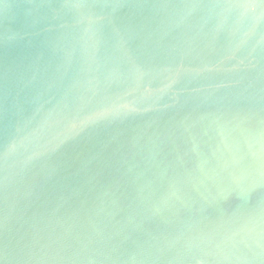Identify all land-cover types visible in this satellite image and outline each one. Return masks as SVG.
<instances>
[{
	"label": "water",
	"instance_id": "95a60500",
	"mask_svg": "<svg viewBox=\"0 0 264 264\" xmlns=\"http://www.w3.org/2000/svg\"><path fill=\"white\" fill-rule=\"evenodd\" d=\"M0 264H264V0H0Z\"/></svg>",
	"mask_w": 264,
	"mask_h": 264
}]
</instances>
